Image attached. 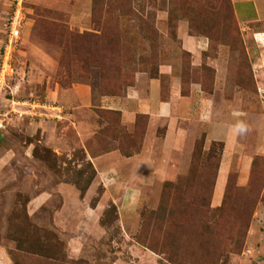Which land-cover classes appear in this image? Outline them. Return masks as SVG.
<instances>
[{
    "label": "rangeland",
    "instance_id": "374dc122",
    "mask_svg": "<svg viewBox=\"0 0 264 264\" xmlns=\"http://www.w3.org/2000/svg\"><path fill=\"white\" fill-rule=\"evenodd\" d=\"M15 7L20 39L2 60ZM182 26L205 40L199 55L181 47ZM253 54L231 0H0V264H264V95ZM213 60L229 63L247 94L213 95L242 120L243 155L218 177L224 143L206 144L195 120L185 157L171 163L178 174L136 181L129 196V180L91 158L138 153L150 129L158 150L167 124L138 115L126 126L101 97H125L140 77L142 90L160 78L166 98L161 65L182 92L192 81L210 92ZM73 86H88L92 100L76 101ZM83 121L80 141L73 123ZM168 184L179 186L166 195ZM167 198L173 213L156 214Z\"/></svg>",
    "mask_w": 264,
    "mask_h": 264
},
{
    "label": "crops",
    "instance_id": "0c3cea01",
    "mask_svg": "<svg viewBox=\"0 0 264 264\" xmlns=\"http://www.w3.org/2000/svg\"><path fill=\"white\" fill-rule=\"evenodd\" d=\"M231 2L235 17L244 35L250 37L253 42L254 54L251 65L254 84L257 91L264 95V0H231ZM251 25H259L260 28L255 30L251 28ZM178 37L181 47L193 55H199L206 45L202 37L190 35L184 26L178 30ZM199 62L195 59L194 64L198 65ZM208 64L216 71L214 85L210 92L205 91L200 82L193 81L187 92H182L180 76L174 74L170 65H161L160 74L170 78V86L165 93L166 98H162L163 90L160 78H148L145 82L146 89L142 90L140 77L134 86L128 88L125 97H101L100 108L118 111L121 122L126 126L135 123L138 115L146 116L151 126L160 121H165L167 124L166 130L160 138L161 144L158 150L153 145L155 136L150 129L138 153L123 156L117 151H113L100 157L91 158L92 162L98 161L99 164L105 166L101 173L113 170L119 179L129 180L128 186L123 185L125 193H128L129 196H135L136 181L162 180L178 174L172 168L171 163L177 156L185 157L195 132V120H204L203 122L207 125L206 144L210 145L212 141L216 140L224 143L218 177L222 165L225 166L224 180L225 172L232 167L234 155L237 153L243 155L244 148L240 144L241 132L236 130V125L242 124V120L233 119L232 114L229 116L224 111L229 108L227 103L216 108L213 95H245L246 93L244 90H237L233 87V75L231 71H228V68H231L229 63L213 60ZM70 94L79 102L88 103L92 100V92L88 86H73ZM203 114L208 117L207 120L201 119ZM217 115L223 116V118ZM73 124L77 129L80 141H84L87 136L85 130L89 128L88 123L83 121L80 125ZM245 170L247 169H244V173H246Z\"/></svg>",
    "mask_w": 264,
    "mask_h": 264
},
{
    "label": "built area",
    "instance_id": "2783aa9c",
    "mask_svg": "<svg viewBox=\"0 0 264 264\" xmlns=\"http://www.w3.org/2000/svg\"><path fill=\"white\" fill-rule=\"evenodd\" d=\"M20 1L17 2L19 5ZM22 14L19 8L14 9L8 18L7 22V35H6V43L3 45V57L8 55V48L12 49L20 39L21 29H22ZM7 48V49H6ZM10 68V66H8ZM20 116L23 114L22 112H17Z\"/></svg>",
    "mask_w": 264,
    "mask_h": 264
},
{
    "label": "trees",
    "instance_id": "16d2710c",
    "mask_svg": "<svg viewBox=\"0 0 264 264\" xmlns=\"http://www.w3.org/2000/svg\"><path fill=\"white\" fill-rule=\"evenodd\" d=\"M218 168H219V165L217 167V172H216L217 174H218ZM216 177H217V175H216ZM178 186H179V184L178 185L168 184L164 187V189H165L164 192L166 193V195H169L171 190L174 188H178ZM167 200H168V198L164 201V203L159 205V207H158L159 209H158L156 214H161V216H164L165 214L171 215L173 213L172 208L167 207Z\"/></svg>",
    "mask_w": 264,
    "mask_h": 264
},
{
    "label": "clouds",
    "instance_id": "9594fccd",
    "mask_svg": "<svg viewBox=\"0 0 264 264\" xmlns=\"http://www.w3.org/2000/svg\"><path fill=\"white\" fill-rule=\"evenodd\" d=\"M236 130L239 132H243L244 131V126L242 124H237L236 125Z\"/></svg>",
    "mask_w": 264,
    "mask_h": 264
}]
</instances>
